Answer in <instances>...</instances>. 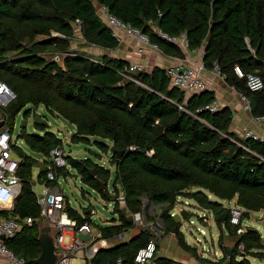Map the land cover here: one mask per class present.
Instances as JSON below:
<instances>
[{"label": "trees", "instance_id": "1", "mask_svg": "<svg viewBox=\"0 0 264 264\" xmlns=\"http://www.w3.org/2000/svg\"><path fill=\"white\" fill-rule=\"evenodd\" d=\"M101 5L139 29L164 55L184 58L182 49L162 39L156 30L169 36L185 34L187 51L201 49L204 68L216 65L224 82L249 101L251 116H264V87L251 92L245 79L234 73L238 66L245 75L264 77V0H0V80L16 93L11 111L18 113L27 104L43 106L47 113L75 128L72 141L89 143L94 138L100 151L112 152L109 163L114 171L90 159L67 156L82 183L111 201L114 197L108 187L113 180L124 192L126 210L134 214L140 212L144 195L148 202L164 207L161 219L166 229H175L177 235L180 223L174 222L170 212L178 197L210 210L216 218L227 210L207 193L221 201L236 199V206L244 210L243 218L264 210V144L239 139L230 131L233 114L228 107L214 113L197 111L214 101L213 92L192 94L184 100L160 68L133 73L137 84L121 75L127 62L108 56L96 61L69 55L75 18L82 22L85 42L109 50L117 47L98 14ZM51 33L64 37H50ZM38 36L48 38L35 40ZM49 50L66 56L56 62L40 55ZM13 51L23 56L4 60L5 54ZM19 137L32 152L43 156L47 165L50 151L62 142L52 133L38 136L22 130ZM13 151L20 160L21 190L13 210L0 211V219L37 218L40 209L30 181L35 159L16 146ZM115 152H121L119 159ZM46 171V166L39 171L36 183H45ZM97 181L103 182L104 190ZM191 188L196 190L189 192ZM69 215L85 222L72 209ZM131 223L119 212L118 224L100 228L101 239H113ZM151 235L140 231L127 242L97 252L92 262L113 264L121 258L123 264H134L135 253L152 240ZM180 237L179 246L194 251ZM237 241V245L243 244L245 257L236 260L233 249L228 264H250L246 256L264 261V245L257 230L247 229ZM5 244L25 264H37L41 247L36 223L23 226Z\"/></svg>", "mask_w": 264, "mask_h": 264}, {"label": "built area", "instance_id": "2", "mask_svg": "<svg viewBox=\"0 0 264 264\" xmlns=\"http://www.w3.org/2000/svg\"><path fill=\"white\" fill-rule=\"evenodd\" d=\"M99 12L104 18L106 27L110 30L111 36L118 42H121V33L126 37L132 38L139 42L141 47H148L154 50H158L157 45L152 44L149 38L143 34L139 29L131 26L130 24L124 23L117 19L115 16L107 12V8L103 5L99 6ZM72 36L79 42H85L82 33V22L79 18H75L71 22ZM156 33L164 40L177 44L182 50L187 51L188 41L185 34L181 33L179 36H169L162 33L160 30H156ZM57 37H64L60 34L54 33ZM138 48L139 52L143 51V48ZM201 50V49H199ZM201 57L203 52L201 50ZM5 58V57H3ZM5 60V59H4ZM0 61L1 58H0ZM204 69L203 63L199 66H190L183 60H178L174 64L168 66L164 71L168 79L171 88L180 90L183 93L184 100H186L192 94H199L203 91L213 92L209 90L207 84L202 76ZM214 71L219 75V71L216 65H214ZM144 66L141 64H128L124 68V72L121 75L128 80H131L137 84L138 81L133 79L132 74L135 72H142ZM234 73L238 78L245 79L246 86L251 92H257L264 87V77L256 74H244L238 66L234 67ZM221 76V75H220ZM224 80V76H221ZM17 99L16 93L7 85L6 82L0 80V205L6 207L13 206L20 193L21 179L18 176V169L20 160L18 157H14L12 144V129L9 123V115L6 109L9 108ZM240 99L243 102L244 110L250 111L249 101L240 94ZM180 109L184 110L182 106ZM219 109V104L214 100L211 104L199 108L197 111H208L211 113L216 112ZM253 121L257 124L264 123V116L253 117ZM244 139H251L264 144V137L254 133L251 130H245L243 133ZM68 154L63 148L57 147L50 151L47 156L48 165L45 173V183L40 184V189L36 191L34 184H32V192L34 194L36 204L40 211L37 218L19 216H10L7 218L0 219V256L6 258L9 264H25V260L17 256L11 249L7 247L5 242L13 239L23 228V226H31L32 224L41 223L46 221L57 227L58 232L55 236L56 253L60 254V257L56 264H71L73 259L78 258L87 261L95 253V249L91 246L94 241L92 233L93 222L89 219L88 215H94L93 209H87V212L79 213L80 217L85 219V222L79 223L75 218L69 215V209H73L70 205L69 198L64 194L58 186V177L60 174L65 176L69 175L68 172ZM113 180H111L108 193L111 197H114L115 209L121 208L126 209V200L122 188L117 185L118 188H113ZM104 200V199H103ZM188 204V202L180 201L179 197L176 200V204ZM187 206V205H186ZM198 207V206H197ZM13 207L11 208V210ZM200 209V208H199ZM84 210V209H83ZM202 213L196 214L195 218L189 219L190 225L195 224L207 225L209 217L216 216L210 210L200 209ZM227 210V223L222 221L219 226V236L228 235L229 230H234L236 234L242 236L246 230L241 227L242 225V211L236 205H231ZM114 208L112 209V215ZM175 209L170 213L173 217L176 215ZM139 214H134L135 218H139ZM196 233L193 237V244L196 245L200 258L203 260L202 264H209L208 260H211L207 254L212 251L211 248H206L203 244L202 237L205 236V231L198 226L195 227ZM68 236V241L65 237ZM81 236H88L87 239H82ZM238 251L244 253L243 244L237 245ZM215 257L214 261H218L223 258L224 253H218L216 250L212 251ZM156 243L150 240L146 245L140 247L134 255V264H157L155 260ZM237 259H243L240 255L236 256ZM85 264V262H84ZM113 264H123L122 259L119 258Z\"/></svg>", "mask_w": 264, "mask_h": 264}, {"label": "rangeland", "instance_id": "3", "mask_svg": "<svg viewBox=\"0 0 264 264\" xmlns=\"http://www.w3.org/2000/svg\"><path fill=\"white\" fill-rule=\"evenodd\" d=\"M53 34L54 33H51L50 37H56ZM43 38L46 39L48 38V36H38L35 40H41ZM92 48H96V46L87 42L83 43L75 40L74 38H70L69 55H81L85 58L99 61L102 55L94 54L91 51ZM65 54L66 53H59L53 50H49L47 52H40V55L45 56L46 59H54L56 62H61V60L65 58ZM21 56H23L22 52L13 51L5 54V60L13 61ZM6 112L9 115L8 125L10 127L13 126L11 133L12 144L15 145L18 150L22 151L27 156L33 157L35 159V167H33L32 169V174L30 178V181L32 183H36L39 171L43 170V168L47 166V163H44L43 156L32 152L28 145L22 139H20L19 135L22 130H24L28 134H34L38 136H42L45 133H52L62 141L61 147L68 154V157L76 160L90 159L93 163H96L105 169H110L111 172L114 171V168L109 163L110 156L112 154L110 150L107 153L100 151L93 143L95 140L94 138H90L89 143H76L72 141L71 137L75 135V128L65 122L61 117L56 115H50L49 113H47L43 106L34 107L31 104H27L22 109H20L18 113L14 114L11 111L10 107L6 109ZM36 115H39L46 122V124L44 125V130L38 129L33 124V119ZM24 118L27 121V126L26 128H21L20 124ZM14 157H17L16 153ZM67 169L69 175L65 176L64 174H60L58 177V186L60 190L68 196L70 205L73 209L78 210L79 213H83V211L87 212V209L89 210V208L95 211L94 215H88V217L94 224V226L92 227V229L94 228V234H97L98 226H103L107 224V221H110L115 218V216L112 215V209L114 208L115 210L114 200H103L102 197L95 190L82 183L75 169L70 166H68ZM34 185V189L38 191L40 189L39 184L36 183ZM113 185H115V189L118 188V184H114L113 182ZM195 190V188H191L189 192H193ZM207 196L210 200L217 201L222 204L225 209L229 208L231 205H236V199H233L231 201H221L214 197L212 194L207 193ZM141 199V210L139 213H137L139 214V218H135L134 213H129L130 215L127 213L125 214L127 218L131 219L132 223L131 225L126 226V230L123 231V238L127 239L131 235L139 233L140 231H146L152 234L151 239L156 243V245L161 244L160 241L163 238H166L167 240L163 239L162 242L179 240L181 238L180 235L168 231V229H166L164 221L161 219V213L164 210V207L154 205L153 203L148 202L146 197L142 196ZM179 199L180 201H183V203L188 202L189 205L187 207H183L181 206L184 205L182 203L179 205L175 204L173 208L175 209V212L181 214V210L185 209L186 211H189V216L192 220L195 218L196 214L202 213V211L199 209V207L196 206L193 201L184 197H179ZM173 209L171 210V212L173 211ZM124 210L118 208L117 212L125 213ZM240 210L242 211V213L244 212L243 209L240 208ZM181 215L184 216L183 214ZM263 225L264 213L261 214L260 212H250L248 218L242 219L241 227L245 230L249 228L257 230L259 233L260 242L264 244ZM196 226L206 231V236L202 237L203 244L206 246V248H211L212 251L216 250L217 252H220V244L223 243L222 249L231 247H234L233 249H238L236 243H238L237 240L240 236L236 234L234 230H229L228 235L226 234V236L218 237L220 231L213 217H209L207 225L196 224ZM180 230L182 231L187 244H192L193 237L195 235H198V233L195 232L194 226L190 225L188 220H183L181 222ZM68 239L69 237L66 236L65 240L68 241ZM211 241H213V243ZM212 251L210 252V254H207V256L210 258H212ZM247 260L250 261V264H264V261L253 258L252 256H247ZM71 264H78V261H71Z\"/></svg>", "mask_w": 264, "mask_h": 264}, {"label": "crops", "instance_id": "4", "mask_svg": "<svg viewBox=\"0 0 264 264\" xmlns=\"http://www.w3.org/2000/svg\"><path fill=\"white\" fill-rule=\"evenodd\" d=\"M100 11V10H99ZM98 11V14L101 18V20L104 22L103 16L100 14ZM105 23V22H104ZM110 31V30H109ZM111 33V32H110ZM121 35V42L118 43L117 41V47L113 50L105 49L102 47H97L92 48L91 51L94 54L102 55V56H108L114 59H118L124 62H127L128 64H141L144 66V71L146 72H151V70L155 67L160 68L162 70H165L168 66L174 64L176 61L179 59L169 56V55H164L161 51L159 50H154L148 47H141L140 43L135 41L132 38L126 37L124 34ZM44 39V38H43ZM42 40V39H41ZM143 48L142 52L138 51V48ZM184 58L181 59L185 61L187 64L190 66H199L201 65L202 62V57H201V50H194L191 52H188L186 50H182ZM202 76L203 79L205 80L207 87L209 90L213 91V96L214 100L219 104V108L221 107H228L232 111V122L230 126V131L235 133L236 136L239 139H244L243 133L245 130H251L254 133L264 137V123L257 124L253 121V116H251L249 111L244 110L243 107V102L240 99V94H238L232 87H229L221 78V76L214 71V69H203L202 71ZM37 182V181H36ZM36 184V183H33ZM40 185V184H39ZM35 186V185H34ZM179 205V204H178ZM177 205V206H178ZM187 206L189 204H186ZM183 207H187L184 205H181ZM14 208L13 206L6 207L5 205H0V211L6 210V211H11V208ZM118 209V208H116ZM116 209L113 212V215L115 218H113L110 221H107V224L103 226H98V233L94 234L93 230V236H94V241L91 243V246L95 249V253L93 256L87 261L86 259H73L72 261H78V264H95V262H92L93 258L95 257L96 253L99 251H104L109 248H113L121 243L127 242L130 240L132 237L136 236L138 233L131 235L127 239H124V233L114 237L111 240L107 239H101V234H100V228L101 227H106V226H111L113 224H118L119 222V212L116 211ZM75 211L76 215H79V211L72 209ZM124 210V209H122ZM125 214H129V212L125 209ZM261 214L264 213V210L259 211ZM180 216V229H181V222L183 220H189L191 217L189 216V211H186L185 209L181 210V214L177 213ZM130 215V214H129ZM186 215V217H185ZM188 216V217H187ZM217 227L219 229L218 222L216 218L214 219ZM39 224V223H38ZM38 224H37V233H38ZM94 226V224H93ZM196 227V224L194 225V229ZM94 229V228H93ZM179 229V233L182 236L183 233ZM205 231V230H204ZM196 232V231H195ZM173 233V232H172ZM191 234V233H190ZM205 236H206V231H205ZM204 236V237H205ZM184 237V235L182 236ZM218 237H220L218 235ZM82 239H87L88 236H81ZM167 240L166 238H163ZM162 239V240H163ZM185 240V237L183 238ZM162 244L156 245V253H155V260L157 264H202L203 260L200 258V254L198 253L196 245L192 244H187L186 240L185 243L188 246H195L193 248L194 251H185L179 246L178 240L177 241H170V242H162ZM171 240V239H170ZM219 240V238H218ZM213 243V241H211ZM220 244V243H219ZM264 245V244H263ZM223 243L220 244V249L221 251L218 252L224 253L223 258L219 259L218 261H214L215 257L212 252V258L211 260H208L209 264H228L229 258L232 256L233 253V248H223ZM231 250V254L228 255L227 250ZM236 251L234 253L235 259L236 260H242V259H237V255H240L244 259V253L237 252L238 249H235ZM217 252V251H216ZM77 255H80L77 254ZM210 258V257H209ZM247 259V256H246ZM80 261V262H79ZM165 263H164V262ZM0 264H9L8 260L2 256H0ZM97 264V263H96Z\"/></svg>", "mask_w": 264, "mask_h": 264}, {"label": "water", "instance_id": "5", "mask_svg": "<svg viewBox=\"0 0 264 264\" xmlns=\"http://www.w3.org/2000/svg\"><path fill=\"white\" fill-rule=\"evenodd\" d=\"M34 125L44 126L46 122L39 116H34L33 119ZM21 128H26L27 121L26 119H23L20 124ZM117 154V158H120L121 152H115ZM90 174L92 177H94V170L92 169L90 171ZM98 185L100 186L101 190H104L105 186L103 182L97 181ZM143 197H145L143 195ZM227 214L223 213L220 216L216 218L217 222H222L226 219ZM174 222L179 223L180 222V216L178 214L173 216ZM58 232V229L55 225L50 224L46 221H43L38 224V242L41 247V252L39 257L36 259L37 264H56L58 261L60 254L56 253V245H55V236ZM176 230H173V233L175 234ZM195 248V246H193ZM228 255L231 254V250H227Z\"/></svg>", "mask_w": 264, "mask_h": 264}]
</instances>
